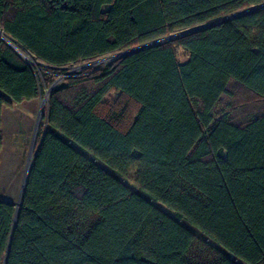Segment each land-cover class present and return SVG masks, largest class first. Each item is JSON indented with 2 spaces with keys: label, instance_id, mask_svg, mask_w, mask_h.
<instances>
[{
  "label": "trees",
  "instance_id": "trees-1",
  "mask_svg": "<svg viewBox=\"0 0 264 264\" xmlns=\"http://www.w3.org/2000/svg\"><path fill=\"white\" fill-rule=\"evenodd\" d=\"M263 4L0 0V32L36 64L0 37V108L51 88L16 224L0 197V264H264V112L215 115L232 82L264 98V9L54 85ZM136 169L137 191L122 180Z\"/></svg>",
  "mask_w": 264,
  "mask_h": 264
},
{
  "label": "rangeland",
  "instance_id": "rangeland-1",
  "mask_svg": "<svg viewBox=\"0 0 264 264\" xmlns=\"http://www.w3.org/2000/svg\"><path fill=\"white\" fill-rule=\"evenodd\" d=\"M109 58H102L98 61H83L79 65L70 66L58 76L54 85H64L66 78L74 75L81 76L84 70L88 68L106 67L113 62ZM187 59V52L179 50V62L185 63ZM28 61L34 63L33 60ZM50 92L51 88H46L44 94L33 102H25L20 105L13 103L12 107L2 106L0 108V137L2 139V149L0 151V197L4 201L15 205L19 202L29 164L33 162L34 153L31 154V150L36 128L39 123L36 138L37 143L38 134L44 118V110L48 102L46 97H49L48 94ZM119 98V93H112L105 99V104H114ZM41 108H43L42 114ZM263 112L264 98L255 96L235 82L229 85V93L222 98L215 109V115L217 117H228L234 123H245ZM4 158L14 162H7L5 166L3 165ZM10 166H13V169H11L12 172L9 169ZM138 175L139 169H136L122 180L131 189L137 191L139 189L137 185ZM197 234L199 240L205 243L203 236L200 233ZM207 244L209 245V243ZM210 246L198 245L191 256L200 262L212 260L213 252L210 250ZM215 248L217 250L220 249L217 246Z\"/></svg>",
  "mask_w": 264,
  "mask_h": 264
},
{
  "label": "water",
  "instance_id": "water-1",
  "mask_svg": "<svg viewBox=\"0 0 264 264\" xmlns=\"http://www.w3.org/2000/svg\"><path fill=\"white\" fill-rule=\"evenodd\" d=\"M263 9H264V4L260 5V6H257V7H253L251 9H249V10H245V11L233 14L231 16L216 20V21H213V22L208 23V24L197 26L195 28L180 32L178 34H175V35H172V36H168L166 38H163V39H160V40H156V41H153L151 43L144 44L142 46H139V47L133 48L131 50L125 51V52H123V53H121L119 55H116L114 57H110L109 59L112 60V61H115L117 59L124 58V57L130 56L132 54H135V53H138V52H141V51H144V50H148V49L160 46V45L168 43V42H172V41L177 40L179 38H182L184 36L191 35V34H194V33L200 32V31H204V30L210 29L212 27L218 26L220 24L226 23L228 21L237 19L239 17L245 16V15H248L250 13H254V12H257V11H260V10H263ZM0 37L3 38V40L5 42H7L10 47H12L14 50H16L22 57H24L26 60H29V58L21 50H19L7 38L3 37V35L1 33H0ZM46 100H48V96L46 97ZM42 110H43V108H41V114H42ZM38 128H39V123H38L37 128H36V134H35V138L33 140L31 154L34 153V149H35V146H36V138H37ZM31 165H32V162L29 164L28 171H27V174H26V177H25V180H24V184H23V187H22L21 196H20L19 202L16 205L15 224L17 222V219H18L21 207H22V201H23V197H24L25 188H26V184H27V180H28V175H29V172H30V169H31ZM5 264H6V262H5Z\"/></svg>",
  "mask_w": 264,
  "mask_h": 264
},
{
  "label": "crops",
  "instance_id": "crops-1",
  "mask_svg": "<svg viewBox=\"0 0 264 264\" xmlns=\"http://www.w3.org/2000/svg\"><path fill=\"white\" fill-rule=\"evenodd\" d=\"M33 101H35V100H32V101H30V102H33ZM25 103V102H24ZM22 104V103H21ZM20 105V104H19Z\"/></svg>",
  "mask_w": 264,
  "mask_h": 264
},
{
  "label": "bare ground",
  "instance_id": "bare-ground-1",
  "mask_svg": "<svg viewBox=\"0 0 264 264\" xmlns=\"http://www.w3.org/2000/svg\"><path fill=\"white\" fill-rule=\"evenodd\" d=\"M30 59V58H29ZM31 60V59H30Z\"/></svg>",
  "mask_w": 264,
  "mask_h": 264
},
{
  "label": "built area",
  "instance_id": "built-area-1",
  "mask_svg": "<svg viewBox=\"0 0 264 264\" xmlns=\"http://www.w3.org/2000/svg\"><path fill=\"white\" fill-rule=\"evenodd\" d=\"M35 64V63H34ZM36 65V64H35Z\"/></svg>",
  "mask_w": 264,
  "mask_h": 264
}]
</instances>
